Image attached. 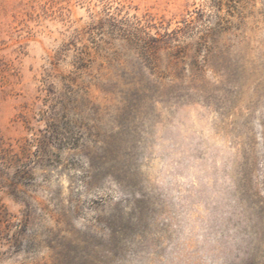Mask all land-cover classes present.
<instances>
[{
  "label": "rangeland",
  "instance_id": "374dc122",
  "mask_svg": "<svg viewBox=\"0 0 264 264\" xmlns=\"http://www.w3.org/2000/svg\"><path fill=\"white\" fill-rule=\"evenodd\" d=\"M0 264H264V0H0Z\"/></svg>",
  "mask_w": 264,
  "mask_h": 264
}]
</instances>
